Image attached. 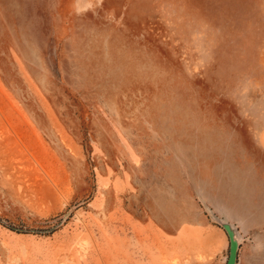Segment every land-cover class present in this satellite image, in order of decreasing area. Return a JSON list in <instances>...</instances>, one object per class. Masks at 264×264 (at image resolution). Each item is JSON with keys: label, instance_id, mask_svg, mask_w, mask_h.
I'll return each instance as SVG.
<instances>
[{"label": "rangeland", "instance_id": "obj_1", "mask_svg": "<svg viewBox=\"0 0 264 264\" xmlns=\"http://www.w3.org/2000/svg\"><path fill=\"white\" fill-rule=\"evenodd\" d=\"M0 264H264V0H0Z\"/></svg>", "mask_w": 264, "mask_h": 264}]
</instances>
